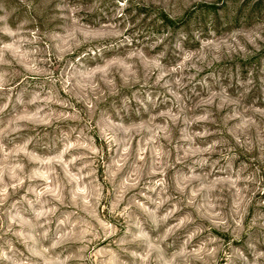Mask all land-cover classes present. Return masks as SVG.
<instances>
[{
  "label": "clouds",
  "instance_id": "clouds-1",
  "mask_svg": "<svg viewBox=\"0 0 264 264\" xmlns=\"http://www.w3.org/2000/svg\"><path fill=\"white\" fill-rule=\"evenodd\" d=\"M0 264H264V0H0Z\"/></svg>",
  "mask_w": 264,
  "mask_h": 264
}]
</instances>
